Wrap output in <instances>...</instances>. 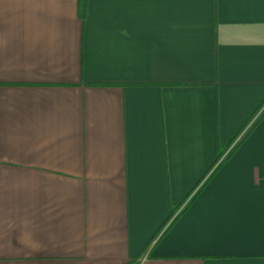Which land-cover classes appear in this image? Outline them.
<instances>
[{"label": "crops", "instance_id": "0c3cea01", "mask_svg": "<svg viewBox=\"0 0 264 264\" xmlns=\"http://www.w3.org/2000/svg\"><path fill=\"white\" fill-rule=\"evenodd\" d=\"M82 1L0 0V264H264V0Z\"/></svg>", "mask_w": 264, "mask_h": 264}, {"label": "trees", "instance_id": "16d2710c", "mask_svg": "<svg viewBox=\"0 0 264 264\" xmlns=\"http://www.w3.org/2000/svg\"><path fill=\"white\" fill-rule=\"evenodd\" d=\"M82 3H83V9H84V12H85V10H86V6H87V0H83ZM84 16H85V14L83 15V17H84ZM167 85H169V86H180V85H183V84H178V83H168ZM263 116H264V113L262 114L261 118L256 122V124H258V122L263 118ZM245 138H246V137H245ZM245 138H244L242 141H240L236 146H234V147L231 149V151L229 152V154L225 157V160H227L228 158H230L231 155H233V154L235 153V151L238 150V148L240 147V145L244 142ZM223 162H224V161H223ZM223 162H222V163H223ZM176 219H177V218H176Z\"/></svg>", "mask_w": 264, "mask_h": 264}]
</instances>
